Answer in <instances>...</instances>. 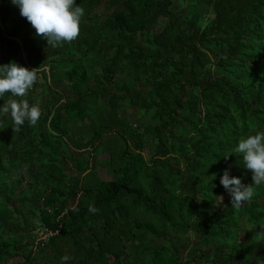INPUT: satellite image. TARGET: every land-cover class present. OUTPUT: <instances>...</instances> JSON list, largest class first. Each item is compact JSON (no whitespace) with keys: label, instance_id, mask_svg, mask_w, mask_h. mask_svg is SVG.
<instances>
[{"label":"trees","instance_id":"1","mask_svg":"<svg viewBox=\"0 0 264 264\" xmlns=\"http://www.w3.org/2000/svg\"><path fill=\"white\" fill-rule=\"evenodd\" d=\"M186 1L76 0L79 35L54 47L0 0V65L38 74L0 104L41 111L0 114V264H264V182L233 152L264 131V0ZM225 169L252 184L239 207Z\"/></svg>","mask_w":264,"mask_h":264},{"label":"clouds","instance_id":"2","mask_svg":"<svg viewBox=\"0 0 264 264\" xmlns=\"http://www.w3.org/2000/svg\"><path fill=\"white\" fill-rule=\"evenodd\" d=\"M19 8L20 15L25 17L35 29L37 36H42L52 46L63 42H71L80 32L81 18L85 9L76 0H10ZM0 98L6 92L13 97H23L38 80L36 68H28L16 62L0 65ZM10 113L15 124L23 125L25 120L36 124L41 111L36 105H29L27 101L17 102L12 99L0 104V114ZM242 154L244 167L252 173L255 184L264 182V131L241 138L234 151ZM220 183L230 193L231 203L237 207L242 202L250 200L254 194L252 184L245 185L238 176L230 175L225 169L220 177ZM90 211L97 209L90 205ZM68 255L61 257L66 262Z\"/></svg>","mask_w":264,"mask_h":264},{"label":"rangeland","instance_id":"3","mask_svg":"<svg viewBox=\"0 0 264 264\" xmlns=\"http://www.w3.org/2000/svg\"><path fill=\"white\" fill-rule=\"evenodd\" d=\"M179 6L183 9V13L185 14V15H188V13L190 12V2L189 1H186V0H179ZM209 13L207 14V16H205V18H203V20H202V24L203 25H205L207 22H208V20H209V17L210 16H212V12H211V10H209L208 11ZM210 15V16H209ZM33 28V26L31 25V27H30V30ZM21 56L23 57V59L24 60H27V56H26V53H25V50H24V47L21 49ZM38 91H40V88H39V90ZM37 95V92L34 94V96H36ZM129 114V113H128ZM127 119L131 122V123H134V125H136L137 123H140V120H139V118L137 117V116H135L134 114H129V115H127ZM88 137H89V135H88ZM151 148H150V144L148 143L147 144V149H145V151L143 152V155H144V157L145 158H149V156L151 155ZM35 173H36V170H34V169H30V170H25L24 172H22L21 173V175H22V177H23V185H26V182H29V181H31L32 179V177L35 175ZM99 174H100V176H101V178H103V179H107V178H109L110 177V175H109V173L106 171V169L105 168H102V167H100L99 168ZM264 198V197H263ZM29 200L30 201H33L32 200V198H30L29 197ZM27 206H25L24 207V210H29L30 209V206H32L33 204H30V202H28V204H26ZM23 219V218H22ZM21 219V220H22ZM36 219H37V217L35 218L34 216H32L31 218H30V220L31 221H33V223H37V221H36ZM24 232L25 231H22V234H24ZM37 233H38V231H36ZM34 236H35V234H34ZM36 237V236H35ZM33 238V241H32V239L30 240V239H28V238H24V240H23V242H25L26 240L28 241V242H30V241H32V242H30L29 243V246H30V248H31V245L32 244H34V242H36V238ZM31 244V245H30ZM28 246V247H29ZM35 248V247H34ZM46 254H49V251H47V253ZM36 255H37V259H38V262L40 261L42 264H56V262H59L61 259H57V261H54V260H49V258H44V257H42V255L41 254H37L36 253ZM25 257L24 256H19L18 257V261H21L22 262V260L24 259Z\"/></svg>","mask_w":264,"mask_h":264}]
</instances>
